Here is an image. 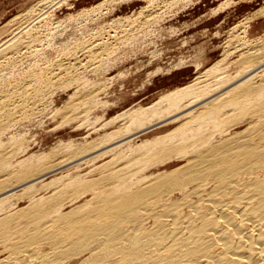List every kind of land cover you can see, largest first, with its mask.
Listing matches in <instances>:
<instances>
[{"label":"bare ground","instance_id":"bare-ground-1","mask_svg":"<svg viewBox=\"0 0 264 264\" xmlns=\"http://www.w3.org/2000/svg\"><path fill=\"white\" fill-rule=\"evenodd\" d=\"M149 2L139 13L145 24L193 0ZM16 41L1 45L0 55L23 47ZM245 44L231 50L239 53L234 75L230 62L214 65L152 107L118 116L115 131L69 151L60 165L45 156L14 164L1 139L14 122L11 111L43 100L54 76L41 71L18 89L3 88L0 264H264V47L247 51ZM174 123L168 134L138 138ZM65 167L69 173L56 177ZM15 199H27L26 209L16 211Z\"/></svg>","mask_w":264,"mask_h":264},{"label":"rangeland","instance_id":"rangeland-1","mask_svg":"<svg viewBox=\"0 0 264 264\" xmlns=\"http://www.w3.org/2000/svg\"><path fill=\"white\" fill-rule=\"evenodd\" d=\"M104 1L0 0V46L16 40L24 44V48L18 44L15 53L0 55V92L18 89L41 71L46 79L54 76L55 83L45 90L43 100L11 111L16 123L11 122L12 128L8 127L1 139L3 144L7 143V151L15 155L14 164L45 156L44 162L56 165L64 161L69 151L79 152L82 145L115 131L122 122L118 116L152 107L214 65L228 66L234 75L232 63L239 57V53L233 52L236 45L246 43L247 51L251 46L264 47V0H193L187 8L178 6L152 24H145L148 18L139 15L150 6L149 0H119L111 7L104 6ZM31 39L37 41L30 45ZM61 66L66 73L59 70ZM114 119H118L115 124ZM178 125L174 123L137 137L153 139ZM137 131L130 132L135 135ZM70 147H76V151ZM160 154L157 159L161 160L165 154ZM174 162H165L167 170L175 167ZM160 165L157 166L163 169ZM68 170L65 167L55 172L56 177L69 173ZM53 176L48 175L50 179L45 182ZM14 202L18 212L28 206L27 199ZM82 202L70 205L66 211Z\"/></svg>","mask_w":264,"mask_h":264}]
</instances>
